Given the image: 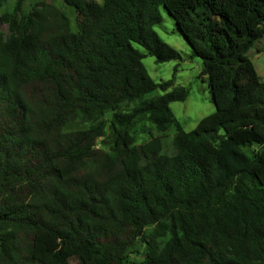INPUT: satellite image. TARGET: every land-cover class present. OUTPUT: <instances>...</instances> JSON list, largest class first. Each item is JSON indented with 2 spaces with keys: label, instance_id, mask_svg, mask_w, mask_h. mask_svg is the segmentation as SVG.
<instances>
[{
  "label": "trees",
  "instance_id": "16d2710c",
  "mask_svg": "<svg viewBox=\"0 0 264 264\" xmlns=\"http://www.w3.org/2000/svg\"><path fill=\"white\" fill-rule=\"evenodd\" d=\"M23 1L1 16L0 264H264V81L247 55L264 0H63L75 31ZM161 8L215 108L189 132L170 108L189 89L142 63L181 59L154 31Z\"/></svg>",
  "mask_w": 264,
  "mask_h": 264
},
{
  "label": "rangeland",
  "instance_id": "374dc122",
  "mask_svg": "<svg viewBox=\"0 0 264 264\" xmlns=\"http://www.w3.org/2000/svg\"><path fill=\"white\" fill-rule=\"evenodd\" d=\"M102 3L103 0H93ZM16 0H7L0 7V36L6 38L10 35L8 25L1 21L3 13L8 12L15 4ZM40 2H46L62 11L69 19L72 30H76L77 15L72 8L65 5L63 0H24L21 7V14H28ZM162 22L154 27V31L159 38L173 47L180 53V60H171L158 63L153 57L147 56L142 59L145 70L152 80L156 83L173 79L174 86H184L189 89V95L183 102H173L170 104L171 111L180 123L184 131L193 130L198 122L212 114L215 111L210 98L206 76H201L202 63L199 58L190 57V49L181 35L177 32L174 20L161 8ZM137 49L142 48L135 45ZM247 55L253 63L257 75L261 81H264V36L257 41L247 52ZM174 68H177L174 71ZM148 129L147 123H140L137 131L140 140L146 137ZM130 260L137 263L142 260L143 245L136 243ZM138 251L139 253H136Z\"/></svg>",
  "mask_w": 264,
  "mask_h": 264
}]
</instances>
